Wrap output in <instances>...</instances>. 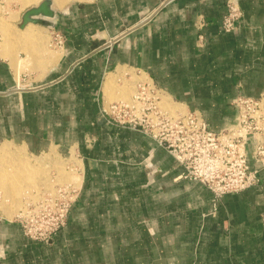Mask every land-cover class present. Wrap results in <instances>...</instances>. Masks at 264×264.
I'll list each match as a JSON object with an SVG mask.
<instances>
[{
    "label": "crops",
    "instance_id": "1",
    "mask_svg": "<svg viewBox=\"0 0 264 264\" xmlns=\"http://www.w3.org/2000/svg\"><path fill=\"white\" fill-rule=\"evenodd\" d=\"M226 1L52 0L51 25L10 27V39L28 40L0 48V142L77 158L79 184L47 241L0 217V264H264V168L212 212L211 192L176 179L182 168L154 139L101 112L109 74L131 71L215 131L233 121L235 97L263 95L264 0H236L231 32L221 29Z\"/></svg>",
    "mask_w": 264,
    "mask_h": 264
},
{
    "label": "built area",
    "instance_id": "2",
    "mask_svg": "<svg viewBox=\"0 0 264 264\" xmlns=\"http://www.w3.org/2000/svg\"><path fill=\"white\" fill-rule=\"evenodd\" d=\"M241 20L242 11L237 1L227 0L221 29L234 31ZM54 39L61 43L57 34ZM166 95L151 78H140L129 99L108 102L101 111L102 116L113 125L139 130L154 139L182 168L176 179L200 182L211 192L212 212H215L223 195L243 191L257 183L258 173L264 168L263 95L235 97L232 101L234 119L218 131L213 130L197 110L168 107ZM249 156L254 166L250 165ZM145 168L149 173L154 171L150 162L145 163ZM70 195L62 200L52 199L42 211L28 209L21 213L15 220L24 235L47 241L64 227L76 189L73 188Z\"/></svg>",
    "mask_w": 264,
    "mask_h": 264
},
{
    "label": "rangeland",
    "instance_id": "3",
    "mask_svg": "<svg viewBox=\"0 0 264 264\" xmlns=\"http://www.w3.org/2000/svg\"><path fill=\"white\" fill-rule=\"evenodd\" d=\"M41 0H3L0 2V48H13L16 47V43H25L28 39H22L14 36L10 39L8 36V25L6 27L5 23H9L12 27L18 29L19 23L21 22L22 13L32 5H37ZM53 4L57 8H62L66 6L68 3L73 0H67L64 6H60L59 0H54ZM57 2V3H56ZM8 28V29H7ZM11 31V30H10ZM44 38H46L44 49H46L50 43L51 35L49 33H41ZM22 37V36H21ZM16 41V42H14ZM31 43V42H30ZM35 48V46L33 47ZM35 60H39L40 56L36 53ZM131 79H127L124 75L120 77L117 75H112V82L114 85L111 93H107L106 104L113 100H127L129 99L132 90H129V83H132V89L134 87L135 82L145 77L137 76L132 73ZM111 76V74H109ZM118 78L120 82H118ZM116 84V85H115ZM117 89V96H113V92ZM264 96V94H263ZM165 100L167 101V106L172 109H185L181 104L175 103L168 95H166ZM262 106L264 108V97L262 99ZM7 143L10 150L16 149L18 146H22L24 148V153L20 155L23 160H25L31 168H36L40 171L42 178L39 181H34V178H28L25 185L20 191L11 192V197L5 193L4 189L0 186V217H3L7 220L17 219L21 213L25 211L32 210L33 212L42 211L43 209L48 208V204L51 203L52 199H66L70 194H72V189H76L79 184V180L75 179V176H78L77 167H79L78 159L74 157H66L61 155L57 150H51L50 152L41 151V152H32L25 145H20L14 142H3ZM0 142V146L3 144ZM7 146V147H8ZM5 159V158H4ZM1 160L3 164L9 166L10 163L7 159L5 161ZM0 162V163H2ZM7 162L9 164H7ZM3 164H0V168H3ZM4 165V167L8 170L9 167L11 169L8 172L11 174L13 169L11 166L8 168ZM4 168V169H5ZM5 169V170H6ZM3 169L0 170V173ZM2 174V173H1ZM0 174V175H1ZM53 180V183L50 185L53 188L49 189V185L45 186L47 183L49 184L50 180ZM46 180V181H45ZM44 182V184H43ZM2 190V194H1ZM54 197V198H52ZM2 257V254L0 255Z\"/></svg>",
    "mask_w": 264,
    "mask_h": 264
},
{
    "label": "bare ground",
    "instance_id": "4",
    "mask_svg": "<svg viewBox=\"0 0 264 264\" xmlns=\"http://www.w3.org/2000/svg\"><path fill=\"white\" fill-rule=\"evenodd\" d=\"M67 0H59V4L60 5H64L65 2ZM8 22V20H7ZM5 23L6 27L8 25V32L7 34L11 35L12 33V30L10 27H12L9 23ZM33 23L29 22L28 26L29 25H32ZM11 30V31H10ZM20 33V32H19ZM22 33V32H21ZM27 37H39L38 34H28L26 33L25 34ZM24 36V35H22ZM112 75L111 76H108L106 82H105V88H109L111 85H112ZM264 97V96H263ZM165 103L167 104V101L165 100ZM7 143H3L1 146H0V162H2L1 160H3L4 158L8 160V162L10 163L9 166H11V168L13 169L12 173L10 174L8 172V170L11 171L10 167L9 166H6V162L3 164L0 163V164H3V168H0L3 169L2 170V174L0 175V186L4 189L5 193H7V195L9 197H11V192H15V191H20L25 185H27L26 182H29L27 181L28 178H34V181H39L40 179H43L40 173V171H38V169L36 168H31L30 165L22 159V157L20 156L22 154V152L24 153V148L22 146H18L16 149L14 150H10L9 149V146L7 147ZM4 159V161H5ZM7 162V164H9ZM4 165L9 169L7 170ZM1 166V165H0ZM2 167V166H1ZM6 170H5V169ZM75 179L76 180H79V176H75ZM49 184L47 183L45 186L49 185V189L51 187V189L53 188L52 186H50L52 183H53V180H51V178L49 177ZM46 181V180H45ZM44 184V182H43ZM1 194H2V190H1Z\"/></svg>",
    "mask_w": 264,
    "mask_h": 264
},
{
    "label": "water",
    "instance_id": "5",
    "mask_svg": "<svg viewBox=\"0 0 264 264\" xmlns=\"http://www.w3.org/2000/svg\"><path fill=\"white\" fill-rule=\"evenodd\" d=\"M55 16L52 0H41L37 5L30 6L21 15L20 27L31 22L42 26L51 25V18Z\"/></svg>",
    "mask_w": 264,
    "mask_h": 264
}]
</instances>
